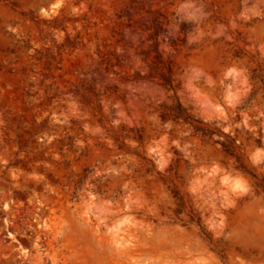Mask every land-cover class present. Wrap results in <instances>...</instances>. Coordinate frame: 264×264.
Masks as SVG:
<instances>
[{"label":"rangeland","instance_id":"374dc122","mask_svg":"<svg viewBox=\"0 0 264 264\" xmlns=\"http://www.w3.org/2000/svg\"><path fill=\"white\" fill-rule=\"evenodd\" d=\"M0 264H264V0H0Z\"/></svg>","mask_w":264,"mask_h":264},{"label":"bare ground","instance_id":"6f19581e","mask_svg":"<svg viewBox=\"0 0 264 264\" xmlns=\"http://www.w3.org/2000/svg\"><path fill=\"white\" fill-rule=\"evenodd\" d=\"M238 185L237 184H235V187H237Z\"/></svg>","mask_w":264,"mask_h":264}]
</instances>
